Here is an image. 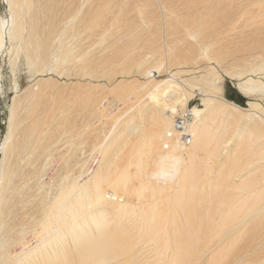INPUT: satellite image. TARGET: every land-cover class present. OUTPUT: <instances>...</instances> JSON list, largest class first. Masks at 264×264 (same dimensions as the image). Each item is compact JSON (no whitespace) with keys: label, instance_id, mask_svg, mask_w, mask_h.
I'll use <instances>...</instances> for the list:
<instances>
[{"label":"bare ground","instance_id":"1","mask_svg":"<svg viewBox=\"0 0 264 264\" xmlns=\"http://www.w3.org/2000/svg\"><path fill=\"white\" fill-rule=\"evenodd\" d=\"M2 1L7 15L0 17V58L8 50V41L15 45L10 60L13 72L17 52L22 51L33 71L45 72L52 66L62 74L61 68L67 63L84 62L88 51L82 49V40L93 37L91 42L106 50L102 48L101 54L108 52L95 61H99L101 75L115 73L112 67L129 74L128 69L136 66L141 67L146 81L127 86L133 80L115 81L114 75L108 85L101 84L103 92L99 84L71 83L79 92L66 95L50 78L41 77L21 91L26 95L22 100L25 105L19 113L16 102L11 107L0 163V264H244L247 250L238 253L234 248L240 234L264 229V175H256L264 174V139L260 140L264 136L254 137L264 132V112L256 102L242 108L225 99L214 72L183 80L175 76L187 72L184 70L161 79L154 76L160 67L179 68L194 61L192 51L215 59L220 66L224 58L218 49V53L212 49V57L208 50L212 40L220 43L218 14L228 6L226 14L235 25L230 30L243 25L235 37L247 43L254 28L247 31L246 27L255 22V14L264 12V0ZM257 1L259 8L254 10ZM132 11L146 13L149 28L153 23L156 29H165L175 21L177 42L168 32L154 31L149 37H141L137 45L121 43L129 34L127 25L135 24ZM263 41L254 37L252 43ZM96 46L93 48L98 49ZM239 48L248 50L246 44ZM246 53L254 59H242L253 62L245 65L250 74L264 73V54ZM91 62L88 58L87 64ZM237 80L236 87L244 96L258 90L264 96L262 81L252 76ZM205 82L216 89H209L211 95L202 98L203 107L189 106L193 92L187 83ZM1 88L0 83V92ZM188 110L192 113L189 125L182 131L174 129L178 116ZM136 119L142 123H135ZM233 122L239 123L237 130L231 129ZM95 123H101V128L93 132ZM77 138L80 141L76 144ZM89 138L96 155L90 150L91 155L85 153L87 164L82 162L83 168L79 166L81 171L72 181L65 182L56 171L52 173L56 162L52 155L58 151L53 144L65 142V159L57 167L68 174L73 163H79L75 158L81 152L80 145ZM201 150L205 154L200 162L207 165L204 178L195 173ZM246 150L254 158L248 154L244 160L242 155L230 156ZM45 156L52 164L48 168L38 164ZM229 159H233L232 169L227 168L229 171L212 183L210 174L222 170ZM32 179L34 190L22 194L26 188L32 189ZM54 185L58 191L52 194L49 189ZM29 196L35 198L38 212L46 205L47 210L33 220L31 213L28 223L11 231L6 223L11 207L18 200L24 209ZM178 208L186 220L184 228L177 224ZM247 241L249 251L264 246V240ZM258 259L251 264H264V256Z\"/></svg>","mask_w":264,"mask_h":264},{"label":"rangeland","instance_id":"2","mask_svg":"<svg viewBox=\"0 0 264 264\" xmlns=\"http://www.w3.org/2000/svg\"><path fill=\"white\" fill-rule=\"evenodd\" d=\"M130 1V0H129ZM258 1H261V0H258ZM258 1H257V3L256 4H254V10L258 7H256V5L257 4H259L258 3ZM261 2H263V1H261ZM264 4V3H263ZM263 4H261V5H263ZM261 7V6H260ZM225 8H227L228 10L230 9V8H228V6H225ZM224 8V9H225ZM259 8V7H258ZM262 8V7H261ZM224 10V11H222L221 10V12L218 14V15H220L219 17H221V18H219L220 20H218L217 21V19H216V22H218L217 23V25H216V29H217V31L219 30V31H221L220 33V35L218 36L219 37V39H217L218 41L217 42H220L219 44H217L216 42H213L214 40H212V42H210V43H208V42H206V43H208V50H211L210 51V54L208 53V51H207V53L210 55V57H212V56H214V52L213 53H211L213 50H215V52L216 53H218L219 52V54H220V56H221V58H224L223 60L222 59H220V57H218L219 58V60H222V62H221V64H220V66H219V64H216L215 63V59L214 60H212V59H208L207 58V56H205V55H199V52H197L198 54H194V52L192 51V52H190L191 54H193L191 57L193 58L194 57V61H193V59L191 60V61H189L188 63H187V65H184V66H179V68L177 67V65L175 66V65H171L170 67H168V69L166 68V67H160L161 68V70H160V72L158 73V75H161V76H154V78H156V79H161V78H165L166 77V75H170V74H172V72L173 73H176V72H178V71H182V70H184V71H187V72H184V73H180V74H177V76H175V78H177V80H183V79H186L187 77L188 78H190V77H192V76H199V75H201V74H207V73H209V72H214V74H217V76L219 77L217 80H218V82H216V84H218V88L220 87L221 88V95L222 96H224V98L225 99H227V100H229V101H232V102H234V103H236L237 105H239V106H241L242 108H248V102H256L257 104H259V107L262 109V111L264 112V96H263V92L262 91H260V90H258V91H256V92H253L252 94H251V96H244L243 94H241L239 91H238V89H237V87H236V83H237V78L239 79V81H243V80H245L246 78H248V77H251L252 76V78L253 79H257V80H260V81H262L263 83H264V77H263V75H264V73H260V72H257V74H255V76H254V74H250V73H252V72H249L248 71V69H247V67H245V65L247 66V64L252 60H254V59H252V57H249L250 56V54L249 53H246L247 51L248 52H254V51H259V53H261L262 55L264 54V41L262 42V43H260L259 45H253L254 43H252L253 42V39H254V37L255 38H257V39H263L264 40V12H260L259 11V13L258 14H255V22H253V21H251V22H249V24H250V26H247L246 27V29H247V31H250V30H252L253 28V30L252 31H250V34H253L252 36L251 35H249L248 36V40L246 41L247 43H245L244 41H240V38L238 39V38H236L235 37V35H237V31H239V29H241V28H243L244 26L243 25H239V24H237L238 26H236V28L237 29H234L235 31H233V30H230V28H235V25H233L232 24V20L230 19V17H228V15L226 14V12L228 11V10ZM261 10V9H260ZM133 12V11H132ZM258 12V11H257ZM161 13V12H160ZM159 13V14H160ZM262 13V14H261ZM128 14H129V12H128ZM130 14H131V12H130ZM133 15H136L135 16V24H132V27H130V25H129V28H128V25H127V32H129V36L127 35V37H124L123 38V41L121 42V43H128V42H132V43H136L135 45H137V44H139V42H141V39L142 38H146V37H149V33L151 34V32L152 33H154V31H156V32H161V31H165V34H167L166 32H168V34H170L169 36H170V38L172 37V39L174 40V35H175V33H176V31H178V29L173 25V24H175L174 22V19L172 20V21H174L173 22V24H170V25H167V26H164V25H162L161 26V28L164 26V27H166L165 29L163 28V29H160V28H158V29H156L155 28V24H153V23H150V24H152V26L149 28L148 27V24H147V21H148V19H149V16H147L146 15V13H144V14H142V15H138V13L135 11V12H133L132 13ZM6 15H7V8H6V5L3 3V1L2 0H0V17L1 18H6ZM161 15V14H160ZM142 16V17H141ZM172 16V18L174 17V15H171ZM129 17V16H128ZM147 20H146V19ZM144 21H143V20ZM222 19V20H221ZM226 20V21H225ZM228 20H230V22L228 21ZM222 21V22H221ZM144 22V23H143ZM215 22V23H216ZM221 23V24H220ZM137 24H139V27H137ZM133 25H135L134 27H133ZM228 25H229V27H228ZM146 26V27H145ZM227 26V27H226ZM234 26V27H233ZM222 27V28H221ZM249 27V28H248ZM250 27H252L251 29H250ZM150 30H149V29ZM229 30H228V29ZM256 28V29H255ZM250 29V30H249ZM149 30V31H148ZM205 31L206 30H208V28L207 29H204ZM204 31V32H205ZM226 34H225V33ZM228 32V33H227ZM237 32V33H236ZM132 33V34H131ZM134 33H135V35H134ZM182 33V31L179 33V35ZM197 33V32H196ZM224 33V34H223ZM258 34V35H256L255 36V34ZM136 34H138V35H136ZM132 35H134V36H132ZM200 35V34H199ZM135 36H137V37H135ZM226 38H225V37ZM251 36V39H249V37ZM259 36V37H258ZM135 39H134V38ZM139 37H140V39H139ZM142 37V38H141ZM206 37V36H205ZM227 37L229 38V39H231V40H233V41H231V40H229V39H227ZM233 37V38H232ZM235 37V38H234ZM93 37H91V38H88V39H83L82 40V44H83V48L82 49H84L85 51H88V52H86L87 54H85V56L87 57V60H88V58L90 59V61L92 60V62L88 65L87 64V60H86V57H85V60H84V62H81V61H76V62H71V63H67L66 65H64L62 68H61V70L63 71V73L61 74V73H59V71L58 70H55L54 69V67H52V66H50V68H48L45 72H41V71H38V72H35V71H33V69L31 68V66H30V64H29V61L27 60V58L25 57V55H24V53L22 52V51H20V52H17V56H16V62H15V65H14V72L12 71V67L10 66V60L12 59V57L14 56V49H15V45H13L12 43H10V41H8L7 42V47H8V50L4 53V55L0 58V83H1V92H0V163H1V158H2V148H3V143H4V139L6 138V136H7V133H8V127H9V122H10V114H11V107H12V105H16L15 104V102L17 103V105H18V113H19V110H20V107H23L25 104L24 103H22V100L23 99H25V94H22L21 95V91L23 90V89H25V88H27L28 86H30L35 80H37V79H39V78H50L53 82L52 83H56V84H58L60 87H62V90H61V92H62V94H66V95H69L68 94V92L69 93H71V95L72 94H75V93H77V92H79V90H77L78 89V87H76V85L73 87L72 86V84L71 83H73V84H77V83H80V84H99V85H108L109 83H110V80H111V76H114V80L115 81H118V80H120V79H126V78H128V80L129 79H131V80H133L132 82H130L127 86H131V85H137L138 83H141L142 81H146V78L142 75V73L140 72V68L141 67H136V66H132L130 69H128L129 70V74H125V75H123V74H121L120 72H118V71H120V68L119 67H117V68H115V67H112V68H110V69H112L113 70V72H115V73H112L111 75H109V76H106V77H104L103 76V74L101 75V72L102 71H100V65H99V61H98V63H96L95 61H97V60H99V58L100 59H102V58H104L103 56L101 57V55H104V56H107V54H108V52H105V53H103L104 51H106L105 50V48H103L102 46H101V48H100V46H96V44L95 43H93V42H91V39H92ZM197 38H198V36H197ZM196 38V39H197ZM199 38L201 39L202 38V40L204 39V40H206L205 38H203V36L202 35H200L199 36ZM198 38V39H199ZM253 38V39H252ZM126 39V40H125ZM209 39V38H208ZM208 39H207V41H208ZM216 39V38H215ZM125 40V41H124ZM138 40V41H137ZM236 40L238 41V42H236ZM251 40V41H250ZM134 41V42H133ZM170 41V40H169ZM175 41V40H174ZM173 41V42H174ZM234 41H235V43H234ZM248 41H249V43L250 44H248ZM138 42V43H137ZM173 42L172 43H170V45H172L173 44ZM175 42H177V41H175ZM227 42V43H226ZM232 42V44H229V43H231ZM240 42V43H239ZM243 42V43H242ZM91 43H93L92 45H91ZM236 45L237 43V45H236V47H235V45ZM180 44V43H179ZM213 44H214V46H213ZM224 44V45H223ZM245 44H246V46H248V50H246L245 52L244 51H238L240 48V46L241 45H244L245 46ZM89 45H91V46H89ZM223 45V46H222ZM226 45V46H225ZM250 45H252V46H250ZM94 46H96L98 49H96V48H93ZM211 46V47H210ZM212 46L214 47V48H212ZM220 46V47H219ZM222 46V47H221ZM250 46V47H249ZM216 47V48H215ZM224 47V48H223ZM227 47V48H226ZM228 47H230V48H228ZM255 47H256V49H255ZM102 48L104 49L103 50V52H102V54H101V50H102ZM96 49V50H95ZM213 49V50H212ZM216 49H218L217 51H216ZM224 49V50H223ZM235 49V50H234ZM251 49V50H250ZM262 49V50H261ZM97 50H99L98 52H100V54L97 52ZM143 50L144 49H139V52H143ZM219 50H221V52L219 51ZM235 52H234V51ZM253 50V51H252ZM85 51H84V53H85ZM196 51V50H195ZM227 51H228V53H227ZM225 52V53H224ZM243 52V53H242ZM107 53V54H106ZM230 53V54H229ZM241 53V54H240ZM246 53V54H245ZM224 54V55H223ZM226 54V55H225ZM240 54V55H239ZM243 54V55H242ZM98 55V56H97ZM100 55V56H99ZM189 55V54H188ZM208 55V56H209ZM229 57H228V56ZM237 55V56H236ZM261 55V57H263ZM190 56V55H189ZM199 56H201V57H199ZM216 57H217V54L215 55ZM225 56H227V57H225ZM98 57V58H97ZM215 57V58H216ZM244 57H246V58H249L250 59V61L249 62H245V61H247V60H244V62H243V60L242 59H246V58H244ZM259 57H260V55H259ZM217 59V58H216ZM234 59V60H233ZM242 60V61H239V60ZM94 60V61H93ZM86 61V62H85ZM223 61H224V63H223ZM78 62V63H77ZM254 62V61H253ZM253 62H250V64H253ZM82 63H84V65L82 64ZM245 63V64H244ZM236 64V65H235ZM238 64H240V65H238ZM88 65V66H87ZM74 66V67H73ZM234 66V67H233ZM239 66V67H238ZM78 67L80 68V70L78 69ZM81 67H83L82 69H81ZM164 68V69H163ZM109 69V68H108ZM118 69V70H117ZM167 69V70H166ZM170 69V70H169ZM235 69V70H234ZM164 71V74H162L163 73V71ZM209 70H211V71H209ZM214 70V71H213ZM227 70V71H226ZM237 70V71H236ZM161 71H162V73H161ZM167 71V72H166ZM175 71V72H174ZM232 71V72H231ZM240 71H243V72H241V76H236V74L237 73H239ZM76 72V73H75ZM82 72V73H81ZM169 72H171V73H169ZM218 72V73H217ZM234 72V73H233ZM230 73V74H229ZM236 73V74H235ZM79 74V75H78ZM83 74V75H82ZM234 74V75H233ZM101 75V76H100ZM163 75V76H162ZM248 75V76H247ZM104 78H103V77ZM124 76V77H123ZM126 76V77H125ZM96 77V78H95ZM259 77V78H258ZM88 82V83H87ZM133 83V84H132ZM69 84V85H68ZM68 85V86H67ZM71 85V86H70ZM101 85V89H99V91H101V92H103V90H105V88H103L104 86H102ZM127 86H125V88H128ZM187 86L192 90V92H193V96L191 97V101H190V103H189V106H192V105H197L198 107H203L204 105H203V100H202V98H206V97H208L209 95H211L209 92H211V91H209V89H216L215 87H212V86H210L209 85V83L207 84V82H205L203 85H200L199 83H195V84H190V83H187ZM68 87V88H67ZM70 87H72V88H70ZM200 89H202V92L200 91ZM67 90V91H66ZM204 90V91H203ZM81 91H83L82 89H81ZM73 92V93H72ZM92 93H94V95H97L98 94V92L96 91H91ZM15 95L16 96H19V98L17 97V98H14L15 97ZM129 99V98H128ZM109 100V99H108ZM109 102V101H108ZM119 105V104H118ZM116 107H118V106H116ZM120 107H122V105H120L117 109H119ZM123 107H125V105H123ZM141 119V118H140ZM240 118H238V120H239ZM242 120V119H241ZM240 120V122L239 123H241L242 121ZM139 120H137L136 119V121H135V123H137ZM238 122H233V126L231 127V129H233V128H235V130H237L238 128H239V123ZM139 123H142V121L140 120L139 121ZM94 125L96 126V127H94ZM93 125V128L94 129H92V131L93 132H95L96 130H100V128H101V123H95ZM100 127V128H99ZM231 132H232V130H231ZM246 133H247V131H245ZM244 132V133H245ZM253 132H255V131H253ZM252 132V133H253ZM254 135V133L253 134H251V137ZM230 136V133L229 134H227V136L226 137H229ZM246 136H247V134H246ZM257 136H264V132H261L260 134H256V135H254V137H257ZM264 139V137H262V138H260V140H263ZM76 141V144L80 141V139L79 138H77V140H75ZM81 142H83L82 140H81ZM65 142L64 141H59V142H57V143H55V144H53L52 146H53V148H58V151L57 152H54V154L52 155L53 156V159H54V161H56L55 162V164H54V166H53V169H52V173H53V171L55 172L56 171V175L58 176H60V177H62L63 179H64V181L65 182H68L69 180H73V177L75 178L76 176H77V174L79 173V171H81V169L80 168H83V165H82V162L84 163V164H87V162H86V160H83V159H86V157L85 156H87L88 154L87 153H89L90 151L93 153V150L91 149V138H89L88 140H87V142H86V140L84 141V143H82L80 146H82V147H80V150H81V152H80V150L78 151V152H80V153H78L77 155H76V158L75 159H79V163H78V165L76 164H74L73 163V165L71 166V168L70 169H74L73 171L72 170H70L69 171V173L67 174H65L63 171V169H61V168H59V167H57V164L58 163H62L63 162V160L65 159L64 157H65V155L63 154V152H64V150H65V152L67 151V146H66V144H64ZM89 143V144H88ZM113 144H116V143H113ZM84 145V146H83ZM64 149V150H63ZM82 149H83V151H82ZM84 150H86V152L84 151ZM90 150V151H89ZM89 151V152H88ZM61 152H62V154H61ZM90 152V153H91ZM87 155H86V154ZM89 153V154H90ZM250 153V154H249ZM251 153L252 152H248V150H246V151H244V152H240L239 154L238 153H236V154H231L230 156H231V158H232V156H235V157H237V155H242V158H243V160L244 159H246L247 158V156L249 155L250 156V158H254L253 156H251ZM204 154H205V152L204 151H200V159H199V161H198V163H197V166H196V168H197V170L198 171H195V173L196 174H198V178H204V175H205V173H206V169H207V165H206V163L204 162L203 164L200 162V160L204 157ZM248 154V155H247ZM56 155V156H55ZM64 155V156H63ZM79 155H81L80 157H79ZM91 155V154H90ZM92 155H96V153H93ZM108 155V154H107ZM78 156V157H77ZM248 156V157H249ZM55 157V158H54ZM60 158V159H59ZM64 158V159H63ZM42 159V158H41ZM50 160V158H49V156H45V158L43 159V160H40V162L38 163V164H43V165H45L47 168L49 167V165L51 164L50 162L51 161H49ZM77 160H75V162L77 161ZM231 160H233V159H229V160H227V162H226V164L221 168L222 170H220L218 173L216 172H212L210 175L213 177V180H212V183L215 181V179H217V178H220L222 175L224 176V174H225V172H226V170L227 171H229L230 169H232V164L230 165V162H231ZM42 161V162H41ZM92 161V160H91ZM86 162V163H85ZM82 165V166H81ZM51 166H52V164H51ZM76 166V167H75ZM78 166V167H77ZM79 166H81L80 168H79ZM229 170H228V169ZM54 169H56V170H54ZM72 171V172H71ZM64 174H63V173ZM222 173V174H221ZM227 173V172H226ZM261 172H256V175H259V176H261V175H264L263 173H261ZM215 175H217V176H215ZM221 175V176H220ZM45 177H48V174L47 175H45V176H43V178L41 179V181L43 180V179H45ZM33 180L34 179H32L31 180V182H30V184L33 186L34 185V182H33ZM47 181V180H46ZM54 183H55V181H53ZM52 182V183H53ZM56 182H57V180H56ZM34 187H35V185L32 187V189L31 188H26L24 191H23V193L22 194H25V193H28V191H33L34 190ZM58 186H56L55 187V185L53 186V187H51L50 189H49V192L50 193H52V194H54V193H56L58 190ZM21 194V195H22ZM29 194V193H28ZM21 195H19V196H21ZM199 195V194H198ZM20 199H21V197H20ZM28 201H27V203L25 204V206H24V209H22L21 208V203L18 201V200H16V202L13 204V206L11 207L12 208V211H11V213H10V218H8V220L6 221V223L7 222H9V224L11 225L10 227H12V229H11V231H15V230H18V229H21L20 228V226H23V225H25V223H28L29 222V218H30V215H32L31 213H34L33 215V217H32V220L34 219V218H39V216H41V212H45L46 210H47V205H46V207H44L43 208V210L44 211H39L38 212V210H37V208H36V206H35V198L33 197V198H31V196H29L28 198ZM179 209V210H178ZM177 210H178V218H179V220L177 221L178 223V226L179 225H182L181 227L182 228H184V227H186V226H184V223H186V220L185 219H182V218H184L183 216V214H182V212H180L181 211V209L180 208H178ZM36 211V212H35ZM38 212V213H37ZM180 212V213H179ZM15 215H17V217L15 218ZM182 217V218H181ZM187 225V224H186ZM263 225H264V223H263ZM264 227V226H263ZM261 231H264V229H261ZM260 231V232H261ZM245 231H242V233L240 234V237H239V240L237 241V243L236 244H238V245H236L235 244V249H236V251L238 252V253H241V252H243V251H246L247 250V252H246V255L243 257V259H244V264H251L252 263V261H254V260H256V261H258L259 259L258 258H261L262 256H264V252H262V251H264V246L262 247V246H260V248L258 249V250H254V251H252L251 249H250V251L247 249V247H246V244L245 243H248V238H251V240L252 241H254V243H256V242H258V241H262V240H264V236L262 237V235H264V232H261V235L259 234L260 232H258V231H256V232H253V233H251V232H245ZM258 232V233H257ZM250 234V235H249ZM246 236V237H244V236ZM252 236V237H251ZM259 236H261L260 238H261V240H259L260 238H257V237H259ZM254 237H256V238H254ZM247 238V239H246ZM240 239L241 240H243V241H240ZM256 239V240H255ZM240 241V242H239ZM236 246L238 247V248H236ZM240 247V248H239ZM239 251H238V250ZM260 251H261V253H260ZM248 253H250V254H248ZM253 253V254H252ZM257 253V254H256ZM263 253V254H262ZM260 254H262V255H260ZM231 255V254H230ZM257 256V257H255V256Z\"/></svg>","mask_w":264,"mask_h":264},{"label":"built area","instance_id":"3","mask_svg":"<svg viewBox=\"0 0 264 264\" xmlns=\"http://www.w3.org/2000/svg\"><path fill=\"white\" fill-rule=\"evenodd\" d=\"M178 117H179L177 120L178 123L176 125L174 124V129L179 131L185 130L186 127L189 125L190 120L192 119L191 110H188L187 113L183 115L180 114ZM183 135L186 137L185 133H183Z\"/></svg>","mask_w":264,"mask_h":264}]
</instances>
